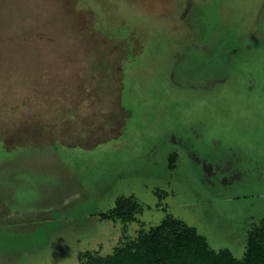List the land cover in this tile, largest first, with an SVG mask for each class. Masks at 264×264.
Instances as JSON below:
<instances>
[{"label":"rangeland","instance_id":"obj_1","mask_svg":"<svg viewBox=\"0 0 264 264\" xmlns=\"http://www.w3.org/2000/svg\"><path fill=\"white\" fill-rule=\"evenodd\" d=\"M168 217L237 260L264 224V0H0V264Z\"/></svg>","mask_w":264,"mask_h":264},{"label":"trees","instance_id":"obj_2","mask_svg":"<svg viewBox=\"0 0 264 264\" xmlns=\"http://www.w3.org/2000/svg\"><path fill=\"white\" fill-rule=\"evenodd\" d=\"M139 206L133 199H120L103 217L132 221ZM262 231L264 224L257 234L251 235L245 257L237 260L228 250H212L194 228L168 217L159 226L141 232L136 240L117 247L111 255L86 252L82 264H264V244L257 239Z\"/></svg>","mask_w":264,"mask_h":264}]
</instances>
